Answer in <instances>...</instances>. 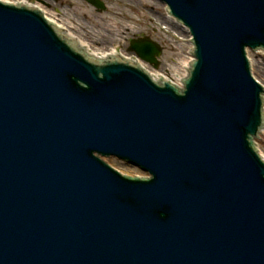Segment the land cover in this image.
I'll use <instances>...</instances> for the list:
<instances>
[{
	"label": "water",
	"instance_id": "95a60500",
	"mask_svg": "<svg viewBox=\"0 0 264 264\" xmlns=\"http://www.w3.org/2000/svg\"><path fill=\"white\" fill-rule=\"evenodd\" d=\"M161 1L193 35L183 91L0 1V264H264V87L247 56L264 0Z\"/></svg>",
	"mask_w": 264,
	"mask_h": 264
},
{
	"label": "rangeland",
	"instance_id": "374dc122",
	"mask_svg": "<svg viewBox=\"0 0 264 264\" xmlns=\"http://www.w3.org/2000/svg\"><path fill=\"white\" fill-rule=\"evenodd\" d=\"M7 1L33 3L44 10L50 19H53V14L59 13V23L97 52L106 53L115 47L127 50L128 42L133 36L145 33L164 46L161 69L168 67V64L178 66L182 58L189 56L190 46L186 32L165 15L163 5L156 0H105L107 8L104 11H97L86 0ZM248 54L255 77L264 84V53L249 51ZM258 147L264 156V134L258 141ZM107 161L123 173L145 174L122 160L107 158Z\"/></svg>",
	"mask_w": 264,
	"mask_h": 264
},
{
	"label": "bare ground",
	"instance_id": "6f19581e",
	"mask_svg": "<svg viewBox=\"0 0 264 264\" xmlns=\"http://www.w3.org/2000/svg\"><path fill=\"white\" fill-rule=\"evenodd\" d=\"M53 16H57V18H59L60 14H59V13H57V14H53ZM54 18H56V17H53V19H54ZM59 19H61V18H59ZM54 20H55V19H54ZM55 22H57V21H55ZM66 22H67V21H66ZM57 24H58V26H60V23L57 22ZM62 25H63V24H62ZM67 25H68V23H67ZM61 27H62V26H61ZM190 60H191L190 57H188V58H187V57H184V61H183L182 66H183V67L187 66V64L190 62ZM159 73H161V72H160V71H158V72L156 71L155 74H159Z\"/></svg>",
	"mask_w": 264,
	"mask_h": 264
}]
</instances>
